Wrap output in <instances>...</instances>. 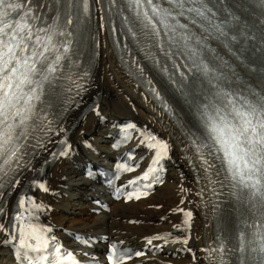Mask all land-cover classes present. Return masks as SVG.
I'll return each instance as SVG.
<instances>
[{
	"label": "bare ground",
	"instance_id": "bare-ground-1",
	"mask_svg": "<svg viewBox=\"0 0 264 264\" xmlns=\"http://www.w3.org/2000/svg\"><path fill=\"white\" fill-rule=\"evenodd\" d=\"M66 1L71 2L62 0L60 10L56 9L58 0L45 1L42 21L55 14L58 23L56 28L61 31L67 16ZM210 1L217 7V17L222 24L231 27V34L227 37L229 41L224 43L226 50L223 56L209 55L211 59L221 60L220 72H213L218 86L210 87L211 93L214 96L218 91H227L238 96L242 94L249 99L264 95V0H249L255 5V9L262 12L261 16L252 12L245 4L247 0ZM40 2L41 0H32L28 6L35 17L38 16ZM93 5V33L96 41L94 68L80 93V103L63 114L57 129V132H61L59 135H64L71 125L74 126L69 137L70 151L67 156H59L47 170L41 184H44L48 191L37 187L32 202L35 205H43L40 214L55 233L65 231L88 237L92 246L90 251L93 253L99 248H105L106 242L115 238L129 246L147 245L164 250L159 255H148L141 259L142 264H206V251L213 253L216 248L212 238L215 223L205 188L202 185L203 191L198 195L188 169L187 163L195 159L193 143L183 135L175 115H165L143 91L140 82L131 77L121 58L118 32L112 22H108V19L105 21L102 9L106 7L103 0H93ZM126 5L125 0H116L127 34L131 37L129 28L133 24L129 21L134 18ZM233 12L245 14L252 27L247 29L245 25L241 26ZM46 25L44 22L43 27ZM56 39L58 41L60 37ZM83 56L81 50L71 44L67 62L73 71L77 69ZM161 67L163 73L173 78L185 92L189 93L194 87L190 84L191 78L182 77L173 71L172 64ZM161 79L163 80L162 77ZM191 98L197 112H203V106L209 104V101L198 97L196 93L192 94ZM88 103L95 107L87 115H81ZM53 105L52 101L49 105L45 104L39 116L48 114ZM185 110L192 116L189 107ZM208 111L211 113V106ZM77 118L79 121L76 122ZM123 120H128L136 126L137 131L133 135L135 141H147L148 136L160 135L172 139L181 151L172 150L166 182L157 188L151 197L136 203H111L109 213L97 212L90 202L97 192L94 185L82 177L81 170L86 163H101L100 161L113 155L108 146L110 137L116 133L115 125ZM205 132L206 129L201 123L197 126L195 140L206 142ZM50 151L31 160L23 178L29 177ZM21 185L22 181L0 218V264H12L6 255L7 231L11 203ZM104 201L107 202V199L104 198ZM244 203L246 207L238 214L235 208L230 207L229 223L233 227L239 225L245 235H249L247 226L251 220L253 227L264 232V217L257 222L256 218L251 216L249 203ZM201 207H204V212ZM186 212H191L190 218L185 215ZM175 225H180V228L174 227ZM157 235L165 237L168 242L153 240L152 244H149L148 239ZM183 239H187L188 243L184 244ZM247 240L252 244L255 236L249 235ZM184 249H188V252L182 256L180 252Z\"/></svg>",
	"mask_w": 264,
	"mask_h": 264
},
{
	"label": "snow or ice",
	"instance_id": "snow-or-ice-1",
	"mask_svg": "<svg viewBox=\"0 0 264 264\" xmlns=\"http://www.w3.org/2000/svg\"><path fill=\"white\" fill-rule=\"evenodd\" d=\"M129 3L135 6L136 11V17L130 23L142 25L154 37H167V41L162 39L161 43L169 47L188 49L192 56L197 55L192 44L201 45L203 40L193 33L189 24L181 23L179 17L188 18L192 25L199 23L197 17L207 20V13H212V10L205 0H129ZM165 4L168 6L165 7ZM83 5L86 12L88 0H83ZM35 19L37 17L31 8H25L23 0H0V175L6 176L8 171H13L14 162L19 164L21 146L18 141L21 137L27 139V124L37 116V103L41 100L44 86L51 84L61 62L69 58L71 50V39L57 41L56 37H71L72 33L58 31L52 25L39 27L34 23ZM66 22L72 24L71 19ZM129 31L132 32L133 28H129ZM165 54L169 55L167 52ZM201 71L208 74L211 70L207 64H202ZM214 99L216 102L210 100L201 113L203 126L211 141L201 147L214 149L219 154L217 158L222 161L227 178L240 186L245 195L264 203V95L249 99L242 94L238 96L236 93L218 91ZM135 128L134 124L129 123L121 129L125 133V140L130 138L127 130ZM146 139L149 141L147 147L156 151L148 170L138 178L143 180L157 171L155 166L160 165L161 159L167 156L168 148L166 143L154 136ZM69 151L70 146L58 155L67 156ZM204 163L208 164V161ZM118 168L132 170L124 165H118ZM207 171L208 168H205ZM39 188L48 191L44 184H40ZM128 198L131 199V195ZM136 198L139 199V196ZM19 207H25L23 199L19 201ZM35 210L42 211L43 205L36 204ZM28 215L32 216V212ZM185 215L190 218L191 212ZM15 218L21 221L22 214L18 213ZM174 227L179 229L180 225ZM17 230L20 236L17 251L19 264H78L73 253L62 252L61 246L55 245L54 238H51L52 243L49 242L50 238L43 235L46 229L21 222ZM260 239L259 246L251 248V252L257 254L258 264H264V235ZM153 240L168 242L165 237L157 235L148 239V243L152 244ZM182 242L187 244L188 240L183 239ZM241 251L248 252V245L242 244ZM142 254L135 253L137 256ZM127 258L130 257H126L115 245L106 256L108 264H124Z\"/></svg>",
	"mask_w": 264,
	"mask_h": 264
}]
</instances>
